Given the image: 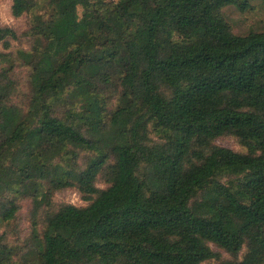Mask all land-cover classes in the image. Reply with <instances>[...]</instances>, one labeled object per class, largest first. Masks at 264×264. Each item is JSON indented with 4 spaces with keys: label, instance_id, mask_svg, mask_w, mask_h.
Segmentation results:
<instances>
[{
    "label": "trees",
    "instance_id": "obj_1",
    "mask_svg": "<svg viewBox=\"0 0 264 264\" xmlns=\"http://www.w3.org/2000/svg\"><path fill=\"white\" fill-rule=\"evenodd\" d=\"M228 5L250 0H12L30 46L0 25V264H264V29ZM67 188L89 204L56 205Z\"/></svg>",
    "mask_w": 264,
    "mask_h": 264
},
{
    "label": "rangeland",
    "instance_id": "obj_2",
    "mask_svg": "<svg viewBox=\"0 0 264 264\" xmlns=\"http://www.w3.org/2000/svg\"><path fill=\"white\" fill-rule=\"evenodd\" d=\"M12 0H0V25L12 27L19 34L18 38L11 40V50L17 48H29L30 39L21 33L27 28L30 15L23 14L20 17H14L11 14ZM225 19L230 23L232 30L237 34H244L249 30L264 29V0H250V9L246 11L238 10L235 5H228L222 9ZM2 45L0 44V50ZM13 78L18 83V91L13 97L12 101L16 104L23 105L25 103V94L28 91L27 86V70L24 67L16 66L13 73ZM215 143L220 146L228 147L233 150H240L237 140L232 136H222L215 140ZM100 188L106 187V184L100 180L97 182ZM54 203H72L77 206H85L90 201L83 198V196L74 188H67L57 191L53 199ZM21 208L18 213V227L16 232L8 233V240L12 243H18L24 239L30 232V200L23 199L20 202ZM16 236L18 237L16 239ZM212 249L221 253L223 258H230L229 254L222 249L211 245ZM202 264H220V261H206Z\"/></svg>",
    "mask_w": 264,
    "mask_h": 264
}]
</instances>
